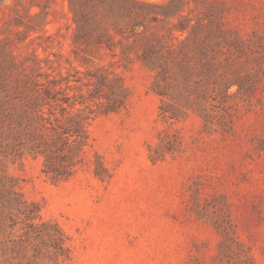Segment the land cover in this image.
<instances>
[{"label": "rangeland", "instance_id": "obj_1", "mask_svg": "<svg viewBox=\"0 0 264 264\" xmlns=\"http://www.w3.org/2000/svg\"><path fill=\"white\" fill-rule=\"evenodd\" d=\"M140 1L150 32L199 25L191 75L75 42L68 0H0V264H264V0Z\"/></svg>", "mask_w": 264, "mask_h": 264}, {"label": "trees", "instance_id": "obj_2", "mask_svg": "<svg viewBox=\"0 0 264 264\" xmlns=\"http://www.w3.org/2000/svg\"><path fill=\"white\" fill-rule=\"evenodd\" d=\"M181 1L170 0V3L176 5ZM68 3L77 31L75 42H82L96 51L102 49L112 51L114 47L119 45L122 47L121 51L125 52V50H134L140 46L142 51L138 57L142 60L156 64L163 70L175 67L177 73L192 74L191 70L194 69L193 65L198 62L197 54L204 40L199 37L198 24L193 25L186 18L182 20L181 10L173 13L166 11L156 13L153 17L154 20L177 17V22L167 30V33L160 35L156 32H150L148 27L140 21H134L136 19L133 18V14H136V11L132 4L139 3L146 7H156L161 6V3L140 0H68ZM141 27L143 30L137 32ZM173 31L177 32L178 35L174 36ZM183 33L186 35L182 39ZM116 36L119 37L118 40H115ZM99 67L103 68L104 66ZM25 107L23 110L25 113L31 112L36 118H43L38 108L39 102L36 96L26 102ZM81 120L70 122L71 124L62 129L59 138L63 144L73 145L82 142L84 137L82 136Z\"/></svg>", "mask_w": 264, "mask_h": 264}]
</instances>
